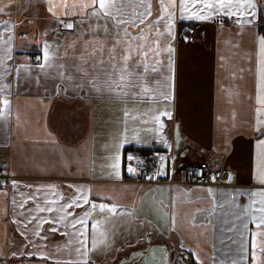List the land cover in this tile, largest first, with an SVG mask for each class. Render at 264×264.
I'll use <instances>...</instances> for the list:
<instances>
[{
    "label": "crops",
    "instance_id": "obj_1",
    "mask_svg": "<svg viewBox=\"0 0 264 264\" xmlns=\"http://www.w3.org/2000/svg\"><path fill=\"white\" fill-rule=\"evenodd\" d=\"M33 2L0 0V264H116L147 238L174 245L179 264H264L253 219L264 192L255 179L264 0L247 18L197 20L177 8L171 33L167 16L157 23L159 0L143 23L140 0H116L126 26L92 15L91 0H39V14ZM128 148L158 154L155 174L129 172ZM210 159L225 161L223 186L188 185L192 167ZM82 195L87 203L63 207ZM85 212L87 227L73 229Z\"/></svg>",
    "mask_w": 264,
    "mask_h": 264
},
{
    "label": "snow or ice",
    "instance_id": "obj_2",
    "mask_svg": "<svg viewBox=\"0 0 264 264\" xmlns=\"http://www.w3.org/2000/svg\"><path fill=\"white\" fill-rule=\"evenodd\" d=\"M159 3H160L162 15L157 18V23H159L160 20H163L164 16H167L168 18L167 24H168L169 33H171L172 31L171 24H172L173 17L175 15L177 8H179V10L182 13H189L191 17H195L197 20H207V19H210L211 15H215L217 12H221L229 16L236 15L237 17H240V18L251 17L252 15H254L255 7H256L255 4L253 3V0H167V3H165V0H159ZM140 4L144 8V11L143 13L138 14V19L140 23H143L144 19L147 16H151L152 5H151L150 0H140ZM197 5H199L200 7L196 8ZM83 7L85 8L91 7L92 15H103L105 17H115L117 25L126 26L128 23V21L123 19V13L117 7L116 0H91L90 4L86 2L84 3ZM48 10L52 11L53 9L50 6ZM3 12H4V9L0 8V13H3ZM241 22H242L241 19L237 20V23H241ZM247 22L251 23L252 21L251 19H248ZM133 23H135V20H133ZM155 26L156 24H153L150 27H155ZM65 27L72 28L73 25L71 23H67L65 24ZM6 30L10 31L11 29L8 28ZM125 33L127 34L126 27H125ZM157 35H162V33L158 32ZM135 39H142V37H136ZM156 43L158 45L159 41H156ZM129 47H131L130 44H129ZM259 47H260V52L262 56V62H264V35L259 36ZM172 51L174 50L171 47H169V52H172ZM48 56H49V52H48V46L46 43L44 46V54H43L45 63H47L48 61ZM128 59H129V55H125L124 56V60H125L124 67L125 68H127L128 66L126 63ZM169 67L170 68L172 67V61L169 62ZM145 70L147 71V68ZM155 70L156 69H153V71ZM124 78H125L124 75L121 74L120 80L123 81ZM260 102L264 103V99H261ZM8 103L9 102L7 100L4 101L5 105H7ZM260 111H261L260 109H257V113H258L257 124L258 125L261 123H264V121H261L259 118ZM165 114L170 115L168 113H165ZM125 115H127V113H125ZM161 127H163V125H161ZM126 132H127V129L125 128V133ZM125 139H126V136H125ZM257 148H258V157H257V170L255 174V179L259 181L261 184H264V140H260L257 142ZM129 159H131V157H129ZM117 160H118V157H117ZM161 160L163 161L164 158L161 157ZM113 167L116 168L118 167V165H113ZM128 171L133 172L134 169L131 166H129ZM115 175L117 178H119L120 176L119 171H116ZM50 187H55V186L52 185ZM81 191L82 189L80 187H77V192L80 193ZM260 195H261L260 206L254 210L255 213H258V215L254 214L253 219L257 221L258 228H264V192H262ZM81 199L86 203L88 202V196L82 195V196H77L73 198L69 203H67L63 207L72 208L73 205L79 206L77 202ZM52 203H55V201H52ZM21 207H23V205H21ZM96 207L97 205L94 203L91 205L92 210H95ZM99 209L101 211L108 209L110 212L115 213L116 206L101 203L99 205ZM39 211H45V209H39ZM46 211L52 212L53 208L48 207ZM68 215L72 216L73 214L69 212ZM90 215H91L90 212H85L83 219L76 218L74 216L73 223H72L73 229H75L77 224H79L82 229L86 228L87 227V217ZM64 219L65 217L63 216L60 217V220H64ZM41 222L43 223L47 221H41ZM56 222L58 221H54V223ZM98 226H99V222L93 223L91 225L93 230L98 229ZM51 231H57V229L52 228ZM36 235H39V232H37ZM79 235L81 237V240H80L81 247L86 248V245L84 243V238H86L87 233L84 231H81L79 232ZM101 236H102V240L100 242L103 243L107 237L103 232H101ZM96 244H97V241L93 239V244H92L93 248L96 247ZM252 246L254 249L257 247V243L255 239H253ZM77 251L79 252L80 250L77 249ZM262 251H264V248H262ZM87 255H88V252L87 250H85L83 252V256L87 257Z\"/></svg>",
    "mask_w": 264,
    "mask_h": 264
},
{
    "label": "built area",
    "instance_id": "obj_3",
    "mask_svg": "<svg viewBox=\"0 0 264 264\" xmlns=\"http://www.w3.org/2000/svg\"><path fill=\"white\" fill-rule=\"evenodd\" d=\"M220 23H225L226 19L221 18ZM36 61H40L39 55H34ZM131 157V159H129ZM125 163L134 169L138 175L148 176L152 175L160 164V156L156 153L147 154L139 153L130 148L124 152ZM225 161L223 159H210L202 161L189 172L188 185H203L208 187L223 186L225 179Z\"/></svg>",
    "mask_w": 264,
    "mask_h": 264
},
{
    "label": "flooded vegetation",
    "instance_id": "obj_4",
    "mask_svg": "<svg viewBox=\"0 0 264 264\" xmlns=\"http://www.w3.org/2000/svg\"><path fill=\"white\" fill-rule=\"evenodd\" d=\"M152 245H160L162 247L166 246L169 251V264H174V260L176 261L175 264H179L177 259L181 257L178 256L181 254V251H179L174 245L169 246L164 242L158 244H150L149 238L139 242L135 246V248L132 249L127 255L119 257L116 264H145L144 256L151 249ZM154 254L162 259V251L160 249H155Z\"/></svg>",
    "mask_w": 264,
    "mask_h": 264
},
{
    "label": "water",
    "instance_id": "obj_5",
    "mask_svg": "<svg viewBox=\"0 0 264 264\" xmlns=\"http://www.w3.org/2000/svg\"><path fill=\"white\" fill-rule=\"evenodd\" d=\"M173 139L177 144L180 142L181 135L178 128L173 132ZM155 249L162 251V259L154 254ZM144 262L145 264H169V251L166 246L152 245L151 249L144 256Z\"/></svg>",
    "mask_w": 264,
    "mask_h": 264
},
{
    "label": "trees",
    "instance_id": "obj_6",
    "mask_svg": "<svg viewBox=\"0 0 264 264\" xmlns=\"http://www.w3.org/2000/svg\"><path fill=\"white\" fill-rule=\"evenodd\" d=\"M192 27H194V26H192V25L182 26L183 29L187 28L188 33L190 32ZM259 28H260L261 32L264 34V10H262V12L260 13ZM183 29H182V31H183Z\"/></svg>",
    "mask_w": 264,
    "mask_h": 264
},
{
    "label": "rangeland",
    "instance_id": "obj_7",
    "mask_svg": "<svg viewBox=\"0 0 264 264\" xmlns=\"http://www.w3.org/2000/svg\"><path fill=\"white\" fill-rule=\"evenodd\" d=\"M39 0H34V2H33V4H30L29 6H33V8L31 9V11L34 13V14H36L37 12H38V14L39 13H42L41 12V6H38V2ZM126 251H128V250H126ZM125 251V252H126Z\"/></svg>",
    "mask_w": 264,
    "mask_h": 264
},
{
    "label": "bare ground",
    "instance_id": "obj_8",
    "mask_svg": "<svg viewBox=\"0 0 264 264\" xmlns=\"http://www.w3.org/2000/svg\"><path fill=\"white\" fill-rule=\"evenodd\" d=\"M130 149H132V150H134V151H137V152H139V153H145L143 150H140V149H133V148H130ZM158 167H159V165H158ZM158 169V168H157ZM157 171V170H156ZM155 171V172H156ZM155 172L152 174V175H154L155 174ZM152 175H150V176H152Z\"/></svg>",
    "mask_w": 264,
    "mask_h": 264
}]
</instances>
